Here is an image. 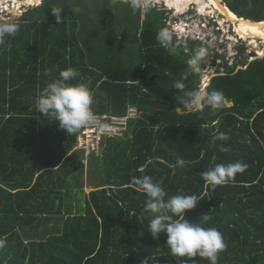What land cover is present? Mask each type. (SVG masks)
Here are the masks:
<instances>
[{"label": "trees", "instance_id": "16d2710c", "mask_svg": "<svg viewBox=\"0 0 264 264\" xmlns=\"http://www.w3.org/2000/svg\"><path fill=\"white\" fill-rule=\"evenodd\" d=\"M76 1L42 0L12 20L20 30L0 46V238L7 243L0 264H209L173 257L165 233L152 237L147 197L131 183L141 175L163 179L168 195L201 198L185 215L198 221L211 213L203 226L219 229L227 244L218 264H264V58L218 70L206 90L222 91L230 105L188 110L180 103L184 90L202 85L186 63L199 42L186 50L175 37L174 55L161 47L156 33L167 16L158 8L143 22L142 11L126 13L121 39L98 23L85 33L88 10ZM223 1L241 18L264 21V0ZM52 8H62L59 21ZM68 67L94 91L97 113L138 110L125 137L103 141L102 157H90L99 182L84 199L83 187L74 192L86 157L75 151L82 130L68 134L35 109L41 89ZM181 79L179 91L173 85ZM220 132L229 139L214 141ZM177 156L183 167H173ZM236 161L248 167L224 185L213 188L201 177Z\"/></svg>", "mask_w": 264, "mask_h": 264}, {"label": "clouds", "instance_id": "9594fccd", "mask_svg": "<svg viewBox=\"0 0 264 264\" xmlns=\"http://www.w3.org/2000/svg\"><path fill=\"white\" fill-rule=\"evenodd\" d=\"M116 1L117 0H113V3ZM220 1L224 2L223 0ZM126 3L133 14H136L139 11H142L144 14H148L153 8L154 0H126ZM162 4L164 7L166 6V12H171V14H173L172 10L167 7V3L165 1H163ZM2 7L8 9L9 15L14 12L13 3H9L7 6L6 4L0 2V9ZM61 9L62 8L51 9L56 15L57 21L60 20L59 13L61 12ZM197 11L199 10L197 9ZM5 12H7V10H5ZM195 13L196 14L192 15L190 19H192L194 22H200V18L204 17L203 12L200 13L201 15H199V12ZM235 15L238 16L237 14ZM21 16L13 18L12 20H17L18 18H21ZM181 17H184V12L181 16L176 17L175 22H178V24L182 23L181 25L184 26L185 19L182 20ZM221 18L224 17L221 16ZM12 20H0V46H4L6 44L7 37H14L20 30L19 23ZM203 20H205V22H201L199 24H205L212 28V25L209 24L208 18H203ZM219 20L220 19L218 17V21ZM218 21L215 22L216 28L214 30L210 29L207 32L208 35L206 36L211 42L214 41L215 44L220 46L219 50L215 48L218 52L216 56L223 60L232 58L237 61L241 52L243 55H245V62H252L249 61L250 56H248L246 53L248 48H250L248 42L235 44L234 40L237 37H234V35H237L234 30L229 29L233 35L222 33V31L219 30V28L222 27ZM224 23L226 26L227 22ZM199 24L197 27L194 25L191 28H184L182 26V30L186 29V33L188 34L187 36L181 37L179 40L181 42L184 40L188 43L203 42V38L200 37L201 34L198 32V29L203 27ZM212 24H214L213 21ZM229 27H231V24ZM188 29H190L189 32ZM175 37L177 36L174 30L168 27H162L158 29L156 33L157 43L173 55L177 51V42L175 41ZM259 42L261 41L259 40ZM219 51L222 52L220 53ZM252 51V56L258 55V52L254 51L253 49ZM207 56L208 49L205 47H199L187 60V71L196 74L201 73V63ZM258 58H264V56ZM225 65H227V63ZM240 65L241 64H239V66ZM233 66L227 67L229 68ZM218 70L216 72H212L213 76L210 77L208 86L210 85L213 77L218 75ZM44 75L50 76L51 70L46 69ZM80 77V72L73 67H68L64 70H61L57 78H53L41 89L36 100L35 109L44 114V116L53 117L55 121H58L59 127L65 130L68 134L78 133L84 127H104L103 123L93 110V106L96 103L95 93L90 88L89 84L84 82ZM72 81L76 82L72 83ZM173 87L181 91L184 90L186 86L183 82V79H181L180 81L175 82ZM225 99V95L222 91L215 89L208 91L204 88H195L191 90H184V94L180 103L184 108L192 111H203L205 107H210L211 109L217 110L224 106ZM180 110V108L176 109V111ZM228 139L229 137L226 133L220 132L216 135L214 141H226ZM75 151L79 150L75 149ZM221 151H229V149L222 146ZM80 152L85 153L84 151ZM85 158L87 159V157ZM184 164V159L177 156L175 165H173V167H183ZM247 167L248 165L241 161L220 163L202 172L201 177L207 184L215 188L216 186L224 185L230 182L235 178L236 174L245 172ZM141 171H143V169H141ZM131 183L136 187L137 191L143 192L147 197L144 211L149 213L151 217L148 224V231L151 233L154 239H158L161 233H165L167 235L166 246L170 250V254L173 257H187L188 260H192L198 256L201 259L207 260L209 264H218L219 254L226 250L227 244L224 240L222 232L219 231V229L216 227L203 226V222H207L211 219V213L202 214L198 221H190L185 215L186 210H193L196 208L197 203L201 200L198 195H168L164 187L163 179L154 180L149 175L133 177ZM6 246V240L0 238V250L5 249ZM141 264H148V261L143 260L141 261ZM184 264H187V261H185Z\"/></svg>", "mask_w": 264, "mask_h": 264}, {"label": "rangeland", "instance_id": "374dc122", "mask_svg": "<svg viewBox=\"0 0 264 264\" xmlns=\"http://www.w3.org/2000/svg\"><path fill=\"white\" fill-rule=\"evenodd\" d=\"M24 1L26 2V4H19L18 6H20V7L23 6V8L26 10L25 12H27L28 10H33L34 8H37V6L42 2V0H24ZM162 1L163 0H154V3L155 2H160L161 3ZM193 3H195V4H193ZM193 3H190V5H188L186 7V9L183 11L184 12V17H181V18H182V20L185 19L184 20L185 21L184 22L185 25H188L189 28L193 27L194 25L197 27L199 23L205 22V20H203V18H205V19L208 18L209 24L212 25V28H210L208 25L205 26V25L199 24V25H201L204 28L203 29V28L200 27L198 29V32L201 34L200 37L203 38V42L195 43L194 44V49L197 50L199 47L207 48L208 49V56L204 59L203 64H205L208 69L211 68L210 71L212 70L213 72H216L219 69V70H221V72H224V67L221 65V64H223V61L221 60L220 57L216 56V54L218 52L216 51L215 48H217L219 50L220 46L218 44H215L214 41L211 42L209 39H207L206 36L208 35L207 32L210 29L214 30L216 28V23L215 22L218 21V17L220 19L218 22H219V24L222 27V28H219V30H221L222 33H226L227 35H233L232 32L229 31V29H231L229 27L231 22H227V24L225 26V23L221 24V19H223V20L225 19L223 14L219 13L218 14L219 16L216 14L215 17L214 16L212 17V15H209V13H206V12L203 13L204 17L200 18V22L199 21L194 22L192 19H190V17L192 15H195L196 14L195 12L198 13L197 9L200 10V8L198 7L196 2H193ZM224 3L225 2H221L222 5L226 4V3L225 4ZM76 4H77L78 7H85L88 10V12H86L87 13V16H86V21L87 22L85 23V26H86V29H85L86 32L85 33H87L91 29H95L96 28V24L98 23L97 27L100 28L101 32H104V29H108L111 32H115L117 37H118V39H121L122 34H123L122 33L123 30L121 29V27L119 25V22L123 21V19L126 16V13L130 12L131 14H133L131 12V10L128 8L127 4H125V3L117 4V1L115 3H113V0H87V1L79 0V1H76ZM6 5L8 6V4H6ZM20 7H16V8H20ZM161 7H163V6H160V8ZM154 8H158V7H154L153 6L152 9H154ZM170 10H174V9L170 8ZM190 10H194V11H190ZM181 15L182 14L175 15V14H171V12H166V16H167V19H166L167 25H166V27L171 28V25H176L177 24L176 26L181 28L183 26V25H181L182 23L180 22L181 24H178V22H175L176 21V17L177 16H181ZM199 15H201V14L199 13ZM208 15H209V17H207ZM220 15L223 16L224 18H221ZM130 17H134V16H130ZM198 17H200V16H198ZM145 18H146V14L141 12V22H143L145 20ZM238 18H240V17H238ZM104 20L105 21H109L110 20V21L105 24ZM112 20H114V21H112ZM212 21L214 22V24H212ZM224 22H226V20H224ZM226 27H228V28H226ZM231 27L233 29V25L232 24H231ZM182 32L180 34H178L179 37L187 36L188 33H186V29L182 30ZM234 32H235V30H234ZM236 35H237V33H236ZM178 36L176 37V40H179ZM99 37L100 36L97 35L95 40L97 38H99ZM196 37H198V36H196ZM234 37H236V36L234 35ZM139 38L142 39L141 32L139 33ZM259 40L261 42H259ZM247 42H248V45L250 47V48H248V50H252L253 49L256 52H263V54H264V40H261L259 38H253V39H250ZM260 44H262V45H260ZM182 46H184L186 50H189L188 42L182 40ZM243 50H244V48H243ZM223 54H225V53H223ZM240 57H241V62L244 63L245 60H246L245 55L241 54ZM219 60H221V62H219ZM246 62H248V61H246ZM218 63H220V65H217ZM244 69H245V67H244ZM199 76H200V81H201V77H203L202 83L207 79L205 68H201V73H199ZM225 104L226 105H230L228 103H225ZM81 136H82V134H81ZM82 163L84 164L83 173L80 174L79 179L74 182V192L78 188L83 187L84 191H85V194H82L81 198L84 199L85 195H87L91 191L95 190L94 187H96L98 182H99V180H98L99 174L96 171V165L93 163V161L90 158L83 159ZM72 211L75 212V206L73 207ZM53 225H54V223L51 221V222H49V224L47 226L49 228H52Z\"/></svg>", "mask_w": 264, "mask_h": 264}, {"label": "built area", "instance_id": "2783aa9c", "mask_svg": "<svg viewBox=\"0 0 264 264\" xmlns=\"http://www.w3.org/2000/svg\"><path fill=\"white\" fill-rule=\"evenodd\" d=\"M117 1L126 2V0H117ZM162 3H163V1L161 3L155 2L153 6L158 7V9H161V10L164 9L165 10V7L163 6ZM160 6H163V7L160 8ZM22 8L23 7H20V8L14 7L13 8L14 12H12V14L9 15L8 9L2 7L0 9V20H12L13 18L21 16L26 11L24 8L23 9ZM16 9L18 10L17 13L15 12ZM5 10H7V12H5ZM198 12L201 13L200 10ZM212 17H213V15H212ZM183 27L186 28V27H188V25L184 24ZM171 29L174 30V32L176 33V36H178V34H180L181 30H182V28H180L176 25H171ZM189 31H190V29H188V32ZM178 39H181V37L178 36ZM219 52L221 53V51H219ZM246 53L248 56H250L249 61H251V60L253 61V60L257 59L258 57H261L264 55L263 52H258L257 56H252L253 55L252 50H247ZM221 60L223 61V64H221V65L225 69V68H227V66L235 65L237 63V61L240 64L241 57H238L237 61L232 59V58H228V60H223V59H221ZM221 60H219V62H221ZM226 63H227V65H224ZM217 65H220V63H218ZM239 68H242V66L240 65ZM210 69H208L207 67L205 68L207 79L204 81L205 84L203 82L201 85V88H204L205 90L208 87L210 77L213 76V73H212L213 71L212 70L210 71ZM94 112L96 113V115L100 119V121L103 123L104 127L100 128L97 126H90V127L82 128L81 129L82 131H81L80 135L78 136V144L76 147V149H78L79 151H84L87 158H90L92 156L102 157V154H103L102 143H103V141L108 140V139H117V138L125 137V132H126L127 127H128L129 119L136 118L138 116V110H137V108H134V107L129 109L128 115L125 117H116V116H108L107 114H99L95 110H94ZM81 134H82V136H81Z\"/></svg>", "mask_w": 264, "mask_h": 264}, {"label": "bare ground", "instance_id": "6f19581e", "mask_svg": "<svg viewBox=\"0 0 264 264\" xmlns=\"http://www.w3.org/2000/svg\"><path fill=\"white\" fill-rule=\"evenodd\" d=\"M167 3L168 8H173V14L180 15L185 7L190 3L196 2L201 12L209 13L210 15L223 14L226 22H231L233 29L237 33L235 44L247 42L253 38L264 40V21L253 23L244 18H238L229 8L222 5L219 0H163ZM3 4L13 3L14 7H20L19 4H26L24 0H0ZM157 3V2H156ZM17 10V9H16ZM209 16V15H208ZM221 16V15H220ZM221 19V24L224 23ZM177 25V24H176ZM252 41V40H251ZM253 42V41H252Z\"/></svg>", "mask_w": 264, "mask_h": 264}, {"label": "flooded vegetation", "instance_id": "af4514ba", "mask_svg": "<svg viewBox=\"0 0 264 264\" xmlns=\"http://www.w3.org/2000/svg\"><path fill=\"white\" fill-rule=\"evenodd\" d=\"M226 3V2H225ZM227 5V4H226Z\"/></svg>", "mask_w": 264, "mask_h": 264}]
</instances>
